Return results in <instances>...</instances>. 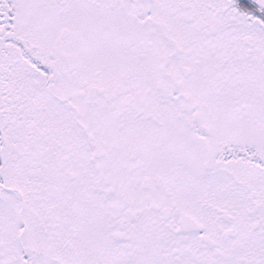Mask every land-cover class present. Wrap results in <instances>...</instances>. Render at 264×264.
I'll use <instances>...</instances> for the list:
<instances>
[{"label": "snow or ice", "instance_id": "obj_1", "mask_svg": "<svg viewBox=\"0 0 264 264\" xmlns=\"http://www.w3.org/2000/svg\"><path fill=\"white\" fill-rule=\"evenodd\" d=\"M0 264H264V0H0Z\"/></svg>", "mask_w": 264, "mask_h": 264}]
</instances>
